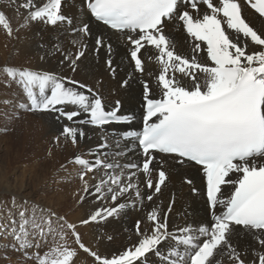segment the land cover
Here are the masks:
<instances>
[{
  "label": "snow or ice",
  "instance_id": "6c2138e0",
  "mask_svg": "<svg viewBox=\"0 0 264 264\" xmlns=\"http://www.w3.org/2000/svg\"><path fill=\"white\" fill-rule=\"evenodd\" d=\"M11 3L16 4L17 0H11ZM244 3L264 17V0H244ZM84 4L96 21L117 32L129 33V55L137 72L145 71L142 49L151 47L155 50L156 54L147 58L158 65L155 79L161 90L160 98L151 99L149 85L144 82L146 105L142 131L124 133L125 138L133 137L138 142L144 157L142 164L121 167L99 156L94 160L79 155L73 157L72 162L83 168L79 177L85 194L94 188L96 200L110 197L115 203L137 188L132 182L137 172L146 177L144 183L148 189L154 188L155 193H159L168 178L162 168L151 166L156 160L153 153L159 152L179 157L180 163L188 160L202 166L210 207L220 204L225 211L214 216L210 230L199 229L204 237L201 242L188 234V228L179 229L180 235H173L168 230L167 213L161 220L158 208H153L147 213L151 228L141 232L140 221H137L138 242L111 259L87 248L75 231L76 225L65 221L76 244L89 252L97 264H135L152 252L161 256L159 246L168 239L186 246L183 253L171 250L170 255L163 257L169 264H223L217 259L218 253L226 255L231 264H264V38L242 15L240 0H185L183 7L190 6L193 11H178L180 0H84ZM198 4L206 6L202 14ZM19 8L27 11L26 21L48 26L73 23L62 13V0H44L39 6L36 0H23ZM173 18L181 22L183 31L191 38V57L179 54L172 39L165 34L164 20ZM0 26L12 34L4 11H0ZM226 29L235 34V40ZM78 31L84 36L89 35V25L82 24ZM241 37L261 46L262 50L248 54L247 45L241 46ZM199 42L206 44L207 60L211 65L197 59L196 54L202 50ZM103 43L101 39L96 40L97 50ZM83 55L84 51L78 49L75 59L71 53H65L63 61L70 62L75 71V64ZM108 63L111 65V60ZM3 72L22 88L27 103L21 107H26L29 112H55L58 118L64 117L73 123L76 122L74 118L84 113L86 118L78 122L95 127L130 119L127 115H118L119 101L115 109L106 111L98 95L90 98L79 90L87 88L86 85L68 77L11 66H4ZM67 84H78L79 89ZM61 105L74 106L79 111L67 110ZM61 135L75 145L77 137L83 138L85 134L66 124ZM106 146L101 144L97 148ZM100 168L104 172L97 183L90 185L85 176ZM116 168L120 169L119 173L112 171ZM125 168L136 171L129 170L124 179ZM154 172L155 179L152 178ZM233 173L237 174L234 180L229 178ZM225 185H231L232 191L227 198L221 199ZM136 194L140 195L138 191ZM84 198L81 196V202ZM146 199L151 201L153 196L148 195ZM125 206L121 203L116 207L98 208L80 223L86 225L104 220ZM18 217L17 220L10 216L8 223L21 250L33 246L30 237H59L43 254H36V264H71L77 251L67 244L66 233L57 232L51 226V216L48 219L40 216L38 221L35 210L32 216L21 210ZM63 227L60 225L61 229ZM236 227L254 236L261 246L260 251L252 249L251 260L242 258V253L230 240ZM0 228L5 225L0 224Z\"/></svg>",
  "mask_w": 264,
  "mask_h": 264
},
{
  "label": "bare ground",
  "instance_id": "6f19581e",
  "mask_svg": "<svg viewBox=\"0 0 264 264\" xmlns=\"http://www.w3.org/2000/svg\"><path fill=\"white\" fill-rule=\"evenodd\" d=\"M83 1L62 0V13L72 19L73 23L48 26L41 22L26 21L27 11L19 8V3L23 0H17L16 4H12L11 0H0V11L5 12L12 28V34L9 35L0 26V78L6 79L0 84L5 88L0 91V101L7 103L9 105L7 108L14 112L25 110L22 116L23 136L9 141L0 160V224L5 225V228H0V252H6L5 245L14 242L8 221L10 216L18 219L21 210H35L47 217H58V220L64 218L53 223L51 219V225L55 226L58 222L64 225L67 244L77 251L71 264H97V261L89 252L79 248L65 221L76 225L75 231L80 234L81 241L87 248L109 259L133 248L138 242L140 237L136 232L137 221H140L141 232L151 228L147 213L153 208H158L161 220L167 213L168 230L173 235H180L179 229L188 228L190 230L188 234L199 240L202 237L199 229L206 227L209 220L203 181L197 166L189 162L179 163L175 156L156 154L152 168H163L168 177L159 193H155L154 188L147 189L144 183L145 176L137 172L132 180L137 185L136 189L126 193L115 203L110 197L96 200L94 188L89 194H85L83 182L79 177L83 168L72 162L73 157L79 155L94 160L95 156H99L109 163L123 167L140 157L135 144L132 141H121L117 135H109L106 131L112 128L111 125L105 129L58 118V113L55 112H29L26 107H21L27 103L22 88L3 72L4 66H11L51 72L61 78L68 77L86 85L87 88L79 89L78 84L66 86L77 88L88 94L90 98L98 95L106 109L114 107L119 101L118 114L127 115L135 119L134 121L139 120L142 112L138 108L139 105H143L142 82L148 81L152 97L161 96V90L155 79L158 75V65L147 58L148 55H155L156 52L151 47L142 49L145 71L140 73L134 70L129 57L131 48L127 41L129 33L111 31L91 20L83 6ZM43 2L44 0H36L38 6ZM240 2L242 15L264 38V17H260L254 9L244 3V0ZM198 8L201 14L206 10V6L202 4H199ZM188 11L193 10L188 9ZM193 15L196 13L193 12ZM82 24L89 25V35L84 36L78 31ZM73 29L77 31L74 32ZM164 31L176 45L179 54L191 57L193 44L191 38L183 31L180 22L175 18L165 21ZM226 31L229 32L230 38L235 40V34L231 30L226 29ZM97 39L104 42L98 50ZM199 43L202 50L196 54L197 59L211 65V61L207 60L206 44ZM240 43L241 46L247 45L248 54L262 50L261 46L243 37ZM57 48L59 51L56 50ZM78 49H82L84 55L76 62L73 71L70 62L63 61V55L71 53L75 59V52ZM109 60L111 65L108 63ZM201 79H203L202 75ZM88 89H91V92H88ZM0 106V109L6 108L3 104ZM61 106L67 110L79 111L74 106ZM85 116L86 114L81 113L76 118L81 119ZM66 124L81 129L85 134L83 138L77 137L75 145L61 135ZM101 144L107 146L98 149L97 146ZM129 170L136 171L125 168L124 179L127 178ZM112 171L119 173L120 169L116 168ZM103 172L104 169L100 168L95 172L87 173L85 179L90 185H94ZM152 178H155V172ZM229 178L234 180L237 174L233 173ZM186 180H189V183ZM38 186L42 187L39 191L36 190ZM227 188L228 185L224 187ZM137 191L140 195L136 194ZM146 194L152 195L153 199L147 200ZM81 196L85 197L82 202ZM10 201L14 202V208L5 214L3 207ZM121 203L126 206L113 216L86 225L80 223L98 208L116 207ZM53 213L55 215H51ZM30 239L33 246L24 249L23 252L29 254L39 252L43 237H30ZM230 240L242 253V258L247 257L248 260L252 259V249L261 250L255 237L239 227L233 229ZM37 241L40 243L37 244ZM17 245L19 247L18 243ZM159 250L161 256H157L154 252L148 253L135 264H169L163 257L170 255L171 250L183 253L186 251V246L168 239L159 246ZM217 259L222 260L223 264H231L226 255L218 253ZM1 261L3 264H34L33 261L15 257L12 252L6 259L1 258Z\"/></svg>",
  "mask_w": 264,
  "mask_h": 264
},
{
  "label": "rangeland",
  "instance_id": "374dc122",
  "mask_svg": "<svg viewBox=\"0 0 264 264\" xmlns=\"http://www.w3.org/2000/svg\"><path fill=\"white\" fill-rule=\"evenodd\" d=\"M6 79L5 78H0V84L2 82H4ZM3 86H0V91L4 90L5 88H2ZM2 102V101H0ZM3 104L4 107L3 109H0V160H1V156L2 154H4V149L8 146L9 141L15 139V137H22L23 136V125H22V116L25 113V110H21L19 113L12 111V109H8L7 107L9 106L7 103L2 102L0 103V105ZM1 107V106H0ZM138 110L140 112H142V105H139ZM135 120V119H134ZM138 121V119L136 120ZM112 126V125H111ZM107 129V127L105 128ZM10 139V140H9ZM20 145V144H19ZM2 146V147H1ZM19 147V151H20V146ZM22 157V156H20ZM139 158L134 161V164L138 163ZM201 176V175H200ZM41 186L36 187V190L39 191L41 190ZM150 195V194H146V197ZM41 206H44L43 203L39 202ZM14 208V202L10 201L9 203H6L5 207H3V209L5 210V214L9 213L10 211H12ZM27 215L28 216H32L33 215V211L32 210H27ZM31 214H29V213ZM37 219L39 221V217L43 216L45 219H48V217L46 215H44L43 213H39V212H35ZM57 216V215H56ZM58 218V217H57ZM55 216L51 217L52 219V223L53 222H57L59 221ZM19 219V218H18ZM17 219V220H18ZM51 223V224H52ZM61 222H58L57 225L52 226L54 228H56L57 232L63 231L65 230V228L63 227V229L60 228V224ZM72 238V236H70ZM202 238V237H201ZM200 238V239H201ZM59 239L58 236H53V235H49L47 237H43V244L41 246V248L39 249L40 254H43V252H45L47 249H49L50 247H52L57 240ZM199 239V240H200ZM14 242L12 243H7V245H5L6 247V252H0V264H3V262L1 261V258H7V256H9L11 254V252L15 255V257L18 256L21 257V259L23 260H29V261H33L34 264H36V260H35V256H36V252H30L29 253H24L23 250H21L16 241L13 240Z\"/></svg>",
  "mask_w": 264,
  "mask_h": 264
}]
</instances>
